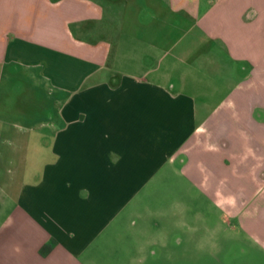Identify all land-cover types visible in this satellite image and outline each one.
<instances>
[{
  "label": "crops",
  "instance_id": "1",
  "mask_svg": "<svg viewBox=\"0 0 264 264\" xmlns=\"http://www.w3.org/2000/svg\"><path fill=\"white\" fill-rule=\"evenodd\" d=\"M181 183L264 264V0H0V264H149Z\"/></svg>",
  "mask_w": 264,
  "mask_h": 264
},
{
  "label": "rangeland",
  "instance_id": "2",
  "mask_svg": "<svg viewBox=\"0 0 264 264\" xmlns=\"http://www.w3.org/2000/svg\"><path fill=\"white\" fill-rule=\"evenodd\" d=\"M164 173L166 180H174L177 184L178 180H175L176 177H173L168 169ZM179 186L163 188L166 190L173 188L175 192H179L186 206H191L190 211L185 210L182 215L186 220L193 221L191 222L195 227L193 231L196 230L188 233L184 227H179L172 235H166L164 244L158 246V250L150 249L145 254L149 264H261L257 260L260 256L252 250L239 251L237 250L241 247L239 244H234L231 248L230 244L226 243L230 240L228 234L218 222L215 210L204 203L205 199L201 192L186 191L183 183ZM6 204L8 202L0 198V214L3 205ZM189 213L191 215H188ZM202 222H207L208 226L212 227V234L207 233L206 225ZM235 242L239 241L235 239Z\"/></svg>",
  "mask_w": 264,
  "mask_h": 264
}]
</instances>
